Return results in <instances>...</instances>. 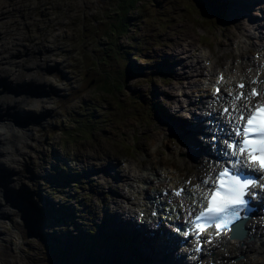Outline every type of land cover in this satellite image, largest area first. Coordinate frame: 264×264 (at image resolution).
Here are the masks:
<instances>
[{
	"label": "rangeland",
	"instance_id": "rangeland-1",
	"mask_svg": "<svg viewBox=\"0 0 264 264\" xmlns=\"http://www.w3.org/2000/svg\"><path fill=\"white\" fill-rule=\"evenodd\" d=\"M137 1L131 5V0H0V61L2 69L5 67L8 74H15L19 79L11 87L5 82L0 84V92L9 93L5 100L18 105L13 106L18 123L13 122L9 128L17 149L10 147L3 151L2 160L11 164L13 160L15 164L16 158L19 159L22 179L20 193L11 199L7 191L4 198L7 205L1 208L13 213L11 219L7 216L0 220V264H96L84 254L61 249L55 239L59 216L50 214L47 218L52 204L45 201L56 194L60 202L58 207L75 216L69 223L79 221L93 226L91 212L99 215L107 196L112 199L111 209L118 203L127 208L120 211L121 215L130 208L122 196L126 190L107 183L112 175L98 173L88 185L85 184L87 180H82V190L81 187L74 190L77 184L71 183L74 184L72 188L60 189L58 194L50 180L52 172L56 176L52 165L57 166L59 156L60 161L66 158L69 173L78 161H87L96 152L97 141L103 143L101 152L110 155L106 161L118 166L120 159L134 157L140 163L146 155L139 149V140L146 134L156 133L163 125L156 104L164 101L166 93L177 97L171 110L174 116L181 120L193 116L184 108L187 109L190 100H196L197 93L179 89L174 84L167 87L171 79L166 72H161L163 78H152L143 68L150 65L149 59L153 66L159 65L152 57L155 49L186 46L191 41H184L186 38L183 40L180 36L187 18L192 17L186 7L195 6V0ZM149 7L151 14L147 17ZM154 15L167 17V22L160 26L153 19ZM131 16L143 19L146 16L149 21L135 25ZM222 22L231 24L228 19ZM208 24L213 26L214 35L220 33V26ZM209 30L197 28L193 39L211 43ZM159 35L162 36L157 37ZM138 46L150 49L149 55L137 52ZM197 49L198 46L193 53ZM217 49L216 45L214 50ZM138 53L143 60L135 58ZM177 58L185 59L183 54ZM129 59L138 69L134 76H128L129 73L126 76ZM219 60L224 62L222 58ZM153 70L160 72L156 68ZM175 72L183 74L184 69L178 65ZM113 81L120 83L121 89L114 93L104 91L103 86L112 91ZM139 91L145 92V96ZM183 115L187 116L183 118ZM89 118H92L90 123ZM160 133H165L163 127ZM161 134L159 141L165 138ZM164 150L166 154L172 149L165 146ZM82 169L83 164L79 171L72 170V174ZM115 170L118 171V167ZM90 189L96 197H89ZM111 191L119 198L113 197ZM97 192L101 195L97 196ZM71 194L75 197L69 199ZM81 216L83 220H79ZM64 230L71 231L68 223ZM74 243L82 242L75 239ZM84 251L94 254L92 249ZM224 256L229 255L219 258ZM250 260L264 264V258L257 259L252 254H247V259L239 264H252Z\"/></svg>",
	"mask_w": 264,
	"mask_h": 264
},
{
	"label": "bare ground",
	"instance_id": "bare-ground-1",
	"mask_svg": "<svg viewBox=\"0 0 264 264\" xmlns=\"http://www.w3.org/2000/svg\"><path fill=\"white\" fill-rule=\"evenodd\" d=\"M218 3H223L225 9H227L228 13L233 16L235 15V29L234 31L230 32L228 30V28L225 29V31L221 34V41L220 44H224L227 45L228 43L233 42L235 39H238L240 37H246V40H251V36H255L257 38L258 42H253V47L255 48L256 46L260 45L261 43L264 42V38L261 39L257 36V33H255V26L253 24V19L251 16V11H258L261 8H263L264 6H253V7H248L246 5V1L245 0H204V5L206 7H208L209 9H212L214 11H217L218 9ZM235 3H237V5L235 6ZM237 7V8H236ZM150 9L151 7L147 8L146 10L149 11L147 17L150 16ZM234 9H237L236 11ZM146 10H144L143 12H145ZM242 16V17H241ZM165 19L167 17L163 16ZM249 19L248 22H246L245 20ZM149 19L146 18V16L144 17V22H148ZM191 30H192V26L190 25ZM247 33H251L252 35H247ZM209 34V33H208ZM162 36V35H159ZM188 39H191L190 43L187 44L188 47H192L195 43L196 40L193 39L191 37V31L189 33ZM187 39V40H188ZM207 42V41H205ZM238 45L244 46L247 45L246 43H242V40H240L238 42ZM172 49V48H171ZM169 47H164V49H162L160 52H156L154 54V59H156L159 62V65L156 67V70L160 71L157 72L153 69H149V73H150V77L152 78H163V73H161V69L165 68L166 70L170 71V74L173 75L172 78H177L180 79L181 81V85H183V89L186 90H191V92L196 91V83L198 82L197 80H194L193 82H186L187 80V75H190V73H196L197 76H201L204 75L201 71L196 70L193 67H187L189 69V74H186L185 72L182 75L176 74L175 73V69L176 66L178 65V63H181V59L182 58H178L177 60L174 61V59L172 57H169L168 54L170 53ZM182 49V54H184L186 56V61L187 64H189V58H188V52L190 51L188 48L181 46V48H179V50L181 51ZM173 50V49H172ZM220 52H222V54H225V49L221 50ZM175 55V54H174ZM175 57V56H173ZM177 58V57H175ZM199 60V59H198ZM208 60V59H206ZM216 61L214 59L213 64H210V67L213 68L215 67ZM183 65V64H182ZM186 66V65H185ZM252 63H246V64H242L241 66H239L240 70H244L245 68L251 67ZM3 67V63L2 61H0V84L2 82H5L8 86H12V83L18 81L19 79L17 78V76L14 74L13 76L8 74L5 70V67L2 69ZM130 68V66L128 67ZM223 70L222 68H220L219 71ZM230 70H228L229 72ZM223 72V71H221ZM218 74H216V77L211 76L210 77V81L214 82L218 79ZM194 75V74H192ZM229 75V74H228ZM195 76V75H194ZM181 77V78H180ZM193 77V76H191ZM21 78V77H20ZM229 79H232V76L229 75ZM210 81H208L210 83ZM186 84L188 85L187 88H185ZM211 84V83H210ZM167 87L171 86L168 84ZM177 88H179L177 86ZM9 93L0 92V220L1 219H5L7 216H10V219L12 217V213L10 212H4L1 208L2 206H6L7 204H4V198H5V194L8 191L12 196L11 199L14 197H17V195L20 193V185L22 183V179L20 176V171L18 170V166H20V160L16 158L15 160V164L14 161L12 160V164L9 162H5L4 160H2V156H3V151H8L10 149V147H16L13 144V137L10 136L9 134V128L11 125H13V122L18 123V117H17V112H15V114H13V110L14 107H18V105H13L11 102H8L6 99L7 95ZM165 99L163 102H160L158 105V111L160 112V119L164 122V124L162 126H160L156 131V133H152V134H146L145 136H142L139 140V149L145 153L146 158L142 161L141 167L140 168H136V170L133 169L132 164H130L129 162L126 163L125 166H116L114 165L110 160L109 162L106 161L108 157H110V155L106 152H101V147L103 148V143L101 141H97V145H96V152H94L88 159L87 161L84 160L83 162V167L84 169H82V172H85V175L83 176L82 173L78 174V176H81L82 178H86L88 181L91 180V177L98 174V173H108V170H113L115 171V167H118V173L117 174H109L110 176L112 175L115 179L117 177L120 178V181L117 180H112L110 178H108L107 180H109L110 182H107L108 184L111 183L112 186H118L119 188H124L126 190L127 193H132V196H127L124 197L127 201V203L130 205V208H128V212L129 213H133V209L136 208L138 209V213H137V217L136 218H132V217H128V218H123V217H119L118 216V211L121 209H127L125 206L121 205V204H117L116 207L114 209H116V212L112 213V210L110 208L111 205V197L107 196L104 200V209H106V211L103 212L102 215H96L97 219H98V224H96L95 226L97 227V230L99 228V231L101 234H105V235H110L112 233H116V234H124L127 236H130L132 238V242H129V245H131L134 254L137 256H144V254L137 248L135 247V241L137 239L140 238V235L137 233H127L124 230H122L119 226V223L122 221H126L127 224L132 225L133 223H138L140 220V213L144 212L146 213V217L150 218L151 217V213H152V206H151V202L149 200L152 199H148L147 197H150L153 195V193H157L159 190H161L160 194H162V192L166 189H168L169 187H171V184H168L167 178H171L172 179V187L173 188H177L179 185V181H182L181 175H179V171H178V167H176V171L175 173L172 171V169L170 171H168V168H166L165 174H162V172L157 169L158 166H161V164L165 163V159L162 157V151L161 149L157 146V142L160 136V132L162 130V127L165 129V133L168 136L169 140L164 139L161 143L163 146H167L171 143V135L168 134L169 132V124L173 125L175 130L177 131V135L179 137H187L189 139V141L194 145L197 146L199 145V142L196 141L194 136H190L189 134H185L182 133L185 130H183L182 132H180V130H178L177 125H179L180 122L182 123L181 120H178L177 122L173 121L172 119H170L169 115H170V109L172 108L174 101L177 100V97L172 100L173 97H169L170 94L166 93L165 94ZM9 96V95H8ZM183 96H185V93L183 94ZM204 96V95H203ZM212 96V93H208L207 97L208 99H210ZM3 98V100H2ZM203 98V97H202ZM14 106V107H13ZM190 106L195 107V109H200V107L203 110H206V103L201 99L200 102L196 103V104H191ZM164 108V110H163ZM187 115H183V118H185ZM15 119H17V121H15ZM186 121L189 123H187L188 127L190 124L197 122V119L194 120L192 116L186 117ZM208 122L207 119H205L201 124H206ZM87 137H89L90 132H87ZM11 140V142H10ZM90 139H87V141H89ZM17 144V143H15ZM155 147V149H153ZM188 147V144L186 143V148ZM84 150L85 147H83ZM138 153H140L138 151ZM17 154H19V149ZM178 154L180 155L179 161L183 166V169H194V165L191 166L189 165L190 161H191V157H190V151L189 150H185V147L179 148L178 149ZM20 156V154H19ZM58 161L61 160V157L59 156V158H57ZM16 165V166H15ZM96 168V169H95ZM207 168H210V162L208 164V166H203L201 168V170H205ZM116 172V171H115ZM143 173V174H142ZM166 173L168 174V176L166 175ZM12 177V178H11ZM74 179H70L67 182L65 180L63 181H57L54 182L53 184H56L58 186V188H60L61 186H64L66 184H68L70 181H72ZM56 181V180H55ZM81 181V179H79V182ZM81 187H83L82 185L84 184L83 181H81ZM105 184H106V180H105ZM14 195V197H13ZM97 196H98V192H97ZM89 197H96L94 191L92 189H90V196ZM88 198V197H86ZM173 200H174V204L175 206H177V197L175 195H173ZM142 201V203H141ZM45 203H50L49 199L45 201ZM52 205H56L58 207L57 203H51ZM60 204V202H59ZM108 208V209H107ZM12 211V210H11ZM53 211H55L53 209ZM10 213V214H9ZM85 213H88V211H86ZM98 212H93V214H97ZM61 215H63L66 219L67 216L63 213L59 214V225H65V223H63L64 221V217H61ZM259 216L254 217L249 223H248V235L247 238L245 240L242 241V245H240L237 249L238 252H240L241 254H243L244 256L247 255L248 253L255 255L258 259L263 257L264 258V239H262V236H264V218L261 219L259 221V217H264V213H260L258 214ZM87 215H84V217H86ZM7 217V218H8ZM61 218V221H60ZM153 219V218H152ZM177 220V210L175 211V218ZM58 225V231H56L55 234V239L56 241H59V245L61 247V249H67L69 251L72 252H76L77 248L74 244V242L70 243V240L73 241V238L79 236V230L77 228H75L72 232L74 236L70 237V233H67L66 230H63V228H60ZM147 228L149 229V225L147 226ZM257 228L256 231H254V229ZM98 233V232H97ZM51 236V234H49ZM238 242L239 241H234V242H228L227 243V249L225 251V253H231V249L237 248L238 246ZM148 244L149 241H148ZM152 244V242H151ZM248 244V249L244 248V245ZM63 251V250H62ZM115 252V246L114 245H109L108 247V252L106 254H104V257L106 259V262H111L112 261V255ZM63 253H66L65 251H63ZM263 254V255H262ZM221 255V253L217 252L215 249L212 250V253L208 256V260L209 261H214L215 258ZM146 259H156L155 257V251L151 250L149 251V255H147ZM161 263H163L164 260H160ZM171 262V260L169 261V263ZM208 264H210L208 262Z\"/></svg>",
	"mask_w": 264,
	"mask_h": 264
},
{
	"label": "snow or ice",
	"instance_id": "snow-or-ice-1",
	"mask_svg": "<svg viewBox=\"0 0 264 264\" xmlns=\"http://www.w3.org/2000/svg\"><path fill=\"white\" fill-rule=\"evenodd\" d=\"M219 83H226L223 75ZM225 92L229 99L223 101L221 89L216 87L217 98L227 105L222 108V114L230 125V138L222 142L227 166L216 176L194 185L188 195L183 187L174 192L176 197L191 199L195 204V207L189 206L187 216L191 218L195 213L189 223L194 225L197 240L209 228H214L216 235L242 228L238 222L245 218L242 213H247L254 189L258 187L247 170L264 174V81L254 80L247 87L241 82L236 89H225ZM211 131L210 138L215 141L216 130Z\"/></svg>",
	"mask_w": 264,
	"mask_h": 264
},
{
	"label": "trees",
	"instance_id": "trees-1",
	"mask_svg": "<svg viewBox=\"0 0 264 264\" xmlns=\"http://www.w3.org/2000/svg\"><path fill=\"white\" fill-rule=\"evenodd\" d=\"M131 2H132V4L131 5H134V4H136L138 1L137 0H131ZM134 65V62H131V70H132V72H135V70L136 69H134V68H132V66ZM114 88L112 89V91L111 90H109L108 88V86H103L102 88L104 89V91H108V92H111V93H114V91H116V90H120L121 89V85H120V83H115L114 82V86H113Z\"/></svg>",
	"mask_w": 264,
	"mask_h": 264
},
{
	"label": "clouds",
	"instance_id": "clouds-1",
	"mask_svg": "<svg viewBox=\"0 0 264 264\" xmlns=\"http://www.w3.org/2000/svg\"><path fill=\"white\" fill-rule=\"evenodd\" d=\"M34 208L36 209V207L34 206Z\"/></svg>",
	"mask_w": 264,
	"mask_h": 264
}]
</instances>
